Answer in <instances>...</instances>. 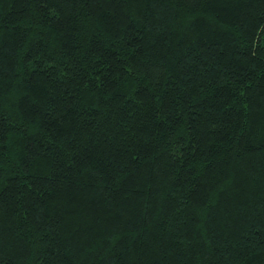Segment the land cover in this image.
I'll use <instances>...</instances> for the list:
<instances>
[{"label": "trees", "instance_id": "trees-1", "mask_svg": "<svg viewBox=\"0 0 264 264\" xmlns=\"http://www.w3.org/2000/svg\"><path fill=\"white\" fill-rule=\"evenodd\" d=\"M0 264H264V0H0Z\"/></svg>", "mask_w": 264, "mask_h": 264}]
</instances>
